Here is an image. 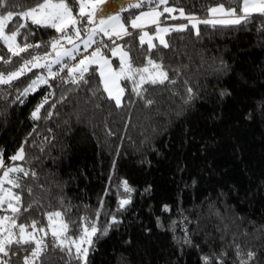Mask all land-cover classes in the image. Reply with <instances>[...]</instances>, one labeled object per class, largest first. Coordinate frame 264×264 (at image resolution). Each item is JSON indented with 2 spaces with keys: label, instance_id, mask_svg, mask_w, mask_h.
<instances>
[{
  "label": "trees",
  "instance_id": "trees-1",
  "mask_svg": "<svg viewBox=\"0 0 264 264\" xmlns=\"http://www.w3.org/2000/svg\"><path fill=\"white\" fill-rule=\"evenodd\" d=\"M15 2L17 7L9 10L18 13L40 0ZM220 3L239 7V0H168L201 20L207 19L208 8ZM13 22L25 21L17 15ZM187 25L185 31L165 36L169 48L155 44L151 54L140 44L137 31L130 29L132 36L116 41L130 50L134 67L146 66L151 58L177 81L144 85V96L155 102L150 107L132 92L131 81L122 80L125 95L117 108L103 93L95 68H90L93 75L86 74L89 84H72L67 69L61 70L65 62L75 64L69 58L52 66L57 78L48 76V83L27 97L17 99L40 69L10 88L0 85V151L5 164L36 174H13L21 177L22 185L13 189L22 196L17 223L36 220L37 227L44 228L46 213H64L70 206L64 219L75 237L87 223L82 217L103 229L115 216L119 223L106 236L94 238L88 264H204L205 257L210 264H240L250 251L255 258L248 264H264V16L254 14L246 24L215 29L199 24V36ZM29 31L33 34L28 43L43 44L32 54L47 53L48 42L59 35L30 21L21 33ZM104 40L109 47L101 46V51L110 56L112 41ZM0 56H11L2 42ZM15 60L21 61L0 60V72L10 71ZM98 86L101 91L93 96ZM188 88L194 95L186 104ZM50 92L42 118L33 120L32 111ZM22 144L26 160L11 161ZM122 180L134 191L131 203L118 211L119 199L127 195L118 188ZM5 214L11 215L0 212ZM45 239L50 242L51 236ZM25 254L13 246L0 260L23 264ZM40 264L79 262L50 248Z\"/></svg>",
  "mask_w": 264,
  "mask_h": 264
},
{
  "label": "snow or ice",
  "instance_id": "snow-or-ice-1",
  "mask_svg": "<svg viewBox=\"0 0 264 264\" xmlns=\"http://www.w3.org/2000/svg\"><path fill=\"white\" fill-rule=\"evenodd\" d=\"M143 0L139 3H132L128 0V8H140ZM168 0H159L156 7L150 11L141 12L136 15L134 19L130 21V27L132 29L142 30L146 24H153L156 26V38L159 39L160 44L164 48H169V43L165 40L164 36L170 32H183L187 29L188 25L181 24L174 27H161L159 18L163 13L171 14L176 9L171 7H164L163 13L158 11L159 5H166ZM115 5V0H40L35 6L28 8L27 10L14 12L9 8H16L17 4L15 0H0V42L7 48L11 56L8 59L0 56V60L4 64L11 62V57H19L22 61L20 66L14 71L0 72V85H7L12 87L13 82L19 80L25 76L33 68H45L48 70V76L55 79L59 76L58 72L51 70L52 64H61L65 57L70 60H75L76 53L79 49V44L74 41H81L84 45L85 51L93 44H97V47L91 52L90 55H85L76 64H69L67 62L62 64L63 69H67V75L70 78V82L79 86L82 84H89V79L86 77L93 75L90 72V65H99V84L102 85L103 93L107 94L109 101H114L115 106L120 108L123 106L122 98L125 95V89L120 86V81L127 80L132 82V92L137 97L144 100L145 107L152 106L155 102L151 99H146L144 93L148 91L144 85H163L165 82L175 84L177 81L169 77L168 71L164 69L162 63H158L151 58H147V65L142 68L133 66L132 58L129 54L130 50H125L119 44H116L117 40H121L124 37L132 36L133 33L129 31L126 23L122 20L121 12L126 11L123 5L118 7V10L109 9L106 5ZM74 6H78V13L74 14ZM209 17L208 19H197L192 16H186L183 9L179 10L180 18L186 19L193 29H196V35L199 36L198 29L199 24L211 25L214 29L217 26L229 27L241 25L242 23H248L254 14L264 16V0H239V7L225 6L224 3H220L218 6L210 7L207 9ZM19 16L25 22H13L15 16ZM172 19L177 17L172 16ZM32 25L41 28L54 29L59 35L53 37L48 42L52 50L56 53V58L51 63H41L42 60L47 61L48 54L44 56L32 54V50L43 47L41 43H28L27 40L33 34L30 31L22 34L21 29L28 28V22ZM84 34L86 38L82 39L81 34ZM102 34L103 37H107L112 41L115 47H111L113 56L119 55V69L114 70L111 62L104 56L101 51V46L109 47L103 40L99 42L94 39L97 35ZM18 37H21L22 42H18ZM115 37V39H113ZM147 37L148 52L151 54L153 49L157 46L152 43L153 37L147 32L141 31L139 36L140 44L145 43ZM67 41L68 44H72L71 49H66L61 44V41ZM24 54H28L27 58ZM179 75V70H174ZM139 77L137 80L136 77ZM64 83H68V79L61 78ZM48 79L45 76L38 75L36 79H33L31 83L20 92L17 99L21 96L27 97L30 93L37 91L40 85L47 84ZM101 89L98 86L92 91V95L96 96L100 93ZM188 97L184 101L186 104L193 99V92L191 88L187 89ZM53 93H48L36 108L31 113L33 120L41 119V109L48 103V97ZM101 98L103 96L101 95ZM63 99V98H62ZM23 103V101H20ZM55 107V104L52 105ZM99 107V105H97ZM179 114V113H178ZM52 113H48V117H51ZM111 134V133H110ZM27 158L25 146L22 144L20 148L9 159L13 162L24 161ZM0 169L3 170V174L0 175V212H10L11 215L0 216V254L8 256L13 246H16L17 250L24 251L26 254L23 257V264H40L43 256L48 253L49 249H57L61 253H65L71 259L79 262V264H88V257L91 250L95 247V239L99 236H106L109 229L113 224L119 223L115 216H112L108 224L100 229L97 226L96 221L89 220L88 217H82V221H86V225L81 226L79 234L75 237L69 235L70 223L66 222L64 216L66 212L71 211L69 206L65 209V212L54 211L46 213L48 219L47 230L43 227L38 228L39 221H32L30 225L24 223H17L19 216L22 213V196L18 192H14L13 189H20L22 187L20 183V176H13L14 173H23V176L35 177V172L29 173L23 167L19 165L7 166L4 161L3 152L0 151ZM111 179V177H109ZM10 187H5V185ZM122 187L123 192L127 194L124 198H120L118 201V211L125 210L126 206L131 203V193L134 189L128 184L127 180H122L118 188ZM31 193V189H28ZM103 200H101V208L103 207ZM63 204V200H61ZM6 205V207H4ZM32 205H28L23 208L26 212ZM165 211H168V207L165 206ZM100 210L97 209L96 217L100 216ZM187 219V218H185ZM175 225V221L173 222ZM31 228L32 231L27 229ZM18 229V232L14 231ZM36 232L44 233L43 236L35 235ZM99 234V235H98ZM51 236V241L46 242V237ZM185 243H190L189 240H185ZM74 249V253H73ZM13 255H16L15 251H12ZM237 255L240 256L239 246L237 245ZM255 258V253L248 252L247 260H241L240 264H248L249 261ZM204 264H210L208 257L203 258ZM0 264H8L7 261L0 260Z\"/></svg>",
  "mask_w": 264,
  "mask_h": 264
},
{
  "label": "rangeland",
  "instance_id": "rangeland-1",
  "mask_svg": "<svg viewBox=\"0 0 264 264\" xmlns=\"http://www.w3.org/2000/svg\"><path fill=\"white\" fill-rule=\"evenodd\" d=\"M132 3H139L140 0H131ZM159 3V0H143V3H142V6L140 8H128L127 7V4H128V0H115V5L113 4H108L106 5L109 9H116L118 10V7L120 5H123L125 8H127L126 11H123L121 12V16H122V20L126 23V26L128 27V29L130 30H133V31H137L138 33V36H140L141 34V31L143 32H147L150 36L153 37V40H152V43L153 44H160L159 42V39L156 38V32H155V29H156V26L153 25V24H146L145 27L140 30V29H132L130 27V21L132 19L135 18L136 15H139L141 12H146V11H150L152 8L156 7V5ZM219 4H217L216 6H218ZM164 7H171L173 9H176L174 8L172 5L170 6L168 3L166 5H159V8L157 9L158 11L162 12L163 13V8ZM215 7V6H213ZM129 10H134L133 13H129ZM179 10L180 9H176V11H173L171 14L169 13H163V15L160 16L159 18V21H160V26L161 27H174V26H178V25H181V24H189L188 21L186 20L185 22H181L182 21V18H180V14H179ZM24 11V10H23ZM77 13H78V8H77ZM186 15V14H185ZM172 16H175L177 17V19H172L171 17ZM187 16V15H186ZM24 21V20H23ZM190 25V24H189ZM198 27V26H197ZM196 31V29H194V32ZM82 36V39L86 38L84 36V34L82 33L81 34ZM166 36V35H165ZM164 36V38H165ZM105 38L107 37H103L102 34H99L97 35L94 39H96L98 42L100 40H103L105 42ZM108 39V38H107ZM113 39H115V37H113ZM166 40V39H165ZM74 43L76 44H79V49L76 53H74V55L76 56V59L74 60L75 64L79 62V60L81 58H83V56L85 55H90L91 52L97 47V44H93L90 48L87 49V51H85L84 49V45L83 43H81V41H74ZM61 44L64 46V48L66 49H71L73 47L72 44H68L67 41H64L62 40L61 41ZM116 44H119V43H116ZM145 44L147 45L148 47V44H147V37L145 38ZM120 45V44H119ZM111 47H115V45L112 44ZM102 50V49H101ZM102 53L104 54V56L106 58L109 59V61L111 62V65H112V68L114 70H118L119 69V63H120V60H119V55L117 56H113L112 54V51L110 52V56H108L106 53H104L102 51ZM45 54V53H44ZM44 54H37V55H40V56H44ZM48 54V59L47 61H44L42 60L41 63H51L52 60H54L56 58V53L52 50V48L50 47V49L48 50L47 52ZM27 58H30L28 56H26ZM65 58H68V57H65ZM64 58V59H65ZM111 58H115V59H118V63L115 65ZM71 61V60H70ZM22 63V61H19V62H14V67L10 70V71H14L16 68H18L20 66V64ZM52 66H54V64H52ZM90 68H95L96 71L98 72L99 74V65H96V64H93V65H90ZM37 69H40L39 72L37 73L38 75H42V76H45L46 78L48 77V70L45 69V68H33L32 70H37ZM41 69H43L44 72H41ZM9 72V71H7ZM37 75V76H38ZM100 77V75H99ZM36 79V78H35ZM120 86L123 87L122 85V82L120 81ZM13 175V174H12ZM5 187H10V185H5ZM6 207V205L4 206ZM6 215V214H5ZM39 228V227H38ZM46 230H47V226L44 227ZM28 231H32V229H27ZM14 231L18 232V229H14ZM35 235L37 236H43L44 233H40V232H36ZM50 236V235H49ZM48 237V236H47Z\"/></svg>",
  "mask_w": 264,
  "mask_h": 264
},
{
  "label": "crops",
  "instance_id": "crops-1",
  "mask_svg": "<svg viewBox=\"0 0 264 264\" xmlns=\"http://www.w3.org/2000/svg\"><path fill=\"white\" fill-rule=\"evenodd\" d=\"M208 18H210V17H209V14H208V16H207V19H208ZM183 20H186V19H183V18H182V21H183Z\"/></svg>",
  "mask_w": 264,
  "mask_h": 264
}]
</instances>
